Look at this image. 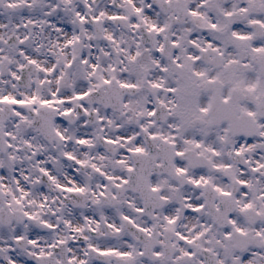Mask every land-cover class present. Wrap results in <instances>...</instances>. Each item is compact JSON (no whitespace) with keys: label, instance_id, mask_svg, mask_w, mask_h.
Segmentation results:
<instances>
[{"label":"snow or ice","instance_id":"6c2138e0","mask_svg":"<svg viewBox=\"0 0 264 264\" xmlns=\"http://www.w3.org/2000/svg\"><path fill=\"white\" fill-rule=\"evenodd\" d=\"M0 264H264V0H0Z\"/></svg>","mask_w":264,"mask_h":264}]
</instances>
